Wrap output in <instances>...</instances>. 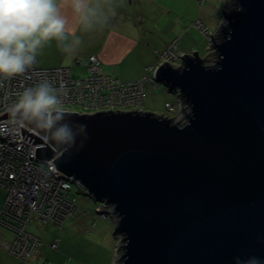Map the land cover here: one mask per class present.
Returning <instances> with one entry per match:
<instances>
[{
	"label": "water",
	"instance_id": "95a60500",
	"mask_svg": "<svg viewBox=\"0 0 264 264\" xmlns=\"http://www.w3.org/2000/svg\"><path fill=\"white\" fill-rule=\"evenodd\" d=\"M218 12L213 65L194 53L153 74L178 93L183 123L141 110L71 114L87 137L59 150L21 130L46 145L35 158L112 208L117 264L264 261V0H227Z\"/></svg>",
	"mask_w": 264,
	"mask_h": 264
},
{
	"label": "built area",
	"instance_id": "2783aa9c",
	"mask_svg": "<svg viewBox=\"0 0 264 264\" xmlns=\"http://www.w3.org/2000/svg\"><path fill=\"white\" fill-rule=\"evenodd\" d=\"M194 25L203 32L199 21ZM174 42L161 57L165 62L177 60ZM77 64L82 65L80 61ZM160 64L163 62L155 68L146 69L147 75L143 80L129 83H122L118 78L104 74L95 56H90L83 63L86 77L82 79L73 78L70 69L66 67L39 69L34 64L24 75L0 85V116L8 112L21 91L42 80H48L55 87L65 90L63 102L71 114L85 116L117 110L138 111L142 108L145 83H151L154 88L160 87L153 80V74ZM177 104L178 106L167 103L165 108L175 113L180 107L179 101ZM6 120L7 118H1L0 124ZM24 130L48 144L43 135L34 129L28 127ZM44 143L27 144L22 141L21 130L17 132L10 125L0 131V188L6 192L5 203L0 212V229L11 237V242L6 243L3 248L23 264L39 245V240L28 230L31 224L51 223L62 227L79 212L71 197V187L77 183L60 173L53 160L42 161L35 158L36 148H45ZM102 204H97L96 214L108 218L107 209L110 208ZM50 247L57 249L58 242Z\"/></svg>",
	"mask_w": 264,
	"mask_h": 264
},
{
	"label": "clouds",
	"instance_id": "9594fccd",
	"mask_svg": "<svg viewBox=\"0 0 264 264\" xmlns=\"http://www.w3.org/2000/svg\"><path fill=\"white\" fill-rule=\"evenodd\" d=\"M117 0H0V85L24 75L44 49L55 45L66 57L76 56L85 37L103 31L117 15ZM65 90L42 80L21 91L0 131L31 127L57 150L74 145L85 124H72L64 106ZM237 264H264L259 257Z\"/></svg>",
	"mask_w": 264,
	"mask_h": 264
},
{
	"label": "rangeland",
	"instance_id": "374dc122",
	"mask_svg": "<svg viewBox=\"0 0 264 264\" xmlns=\"http://www.w3.org/2000/svg\"><path fill=\"white\" fill-rule=\"evenodd\" d=\"M182 6L191 10L195 9L197 14L200 12L199 16L201 18L210 11L211 15H209L208 21L216 27H210L207 20L200 18L192 24L186 23L184 31L174 42L175 46L179 45V49L177 51L175 49L177 56L175 65L179 66L181 63L180 57L185 55L181 54V49L184 46L189 47V45L196 48L190 55L195 53L200 59H204L206 66L213 65L216 58L215 53L210 48V40H212L211 36H215V43L220 39L218 31L225 22L223 23V16L218 11H226L227 0H203L201 3H197L196 0H185ZM198 21L202 24L203 32L194 25ZM41 55L45 63H52L57 60L56 56L46 51H43ZM161 61L165 62L164 59ZM36 66L44 68L40 64H36ZM69 68L72 69L73 78L82 79L86 77L85 69H74V65ZM146 75L147 72L145 71L144 76ZM119 80L122 83H129L125 80ZM144 87L145 94L140 109L142 112L172 118L177 123L184 122L185 118L181 106L177 108L175 113L169 112L164 107L166 102L178 106V93H168L163 86L155 89L148 82L145 83ZM147 107L150 109H147ZM71 197L75 200L79 212L65 222L62 227L51 223H33L28 227L29 232L39 240V245L37 249H34L31 257L34 256L35 251L38 257L37 259H30V257L24 264H28V262L29 264H117L121 237L114 235L117 218L112 215V208H106L109 213L108 218L97 215L96 207L103 204L95 202L77 184H73L71 187ZM5 199L6 192L0 188V212ZM4 234L5 237L2 240L6 239L11 242L9 236L6 233ZM55 242H58V248L52 249L50 246ZM0 264H23V262L0 247Z\"/></svg>",
	"mask_w": 264,
	"mask_h": 264
},
{
	"label": "crops",
	"instance_id": "0c3cea01",
	"mask_svg": "<svg viewBox=\"0 0 264 264\" xmlns=\"http://www.w3.org/2000/svg\"><path fill=\"white\" fill-rule=\"evenodd\" d=\"M184 1L117 0V15L112 18L103 31L86 36L84 46L76 56L66 57L53 44L44 51L56 56L57 60L45 63L40 54L36 58L35 67L39 68L36 64L44 67L39 69L69 68L74 65V69H85L83 65L85 60L90 56H95L106 75L125 80V82L143 80L146 69L155 68L162 62V55L182 34L186 23L192 24L200 18L207 20L210 27H216L208 21V17L211 15L210 11L201 18L200 12L197 14L195 9L183 7ZM178 49L179 45L176 46V51ZM195 49L192 45L184 46L181 49V54L190 55ZM77 61H80L82 65L77 64ZM69 69L72 73V69ZM147 109L150 108L147 107ZM4 233L7 234L6 231L0 229V247L2 249L6 243H10L9 240H2L5 237ZM7 235L9 236V234ZM9 238L11 240L10 236ZM37 257L38 254L35 251L34 256L30 259H37Z\"/></svg>",
	"mask_w": 264,
	"mask_h": 264
},
{
	"label": "trees",
	"instance_id": "16d2710c",
	"mask_svg": "<svg viewBox=\"0 0 264 264\" xmlns=\"http://www.w3.org/2000/svg\"><path fill=\"white\" fill-rule=\"evenodd\" d=\"M218 37L220 38V35H218ZM103 72V71H102ZM105 74V73H104ZM113 78V77H112Z\"/></svg>",
	"mask_w": 264,
	"mask_h": 264
}]
</instances>
